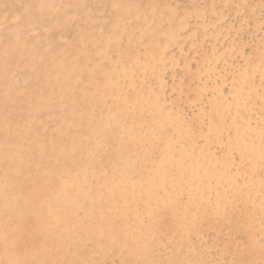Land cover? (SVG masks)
Listing matches in <instances>:
<instances>
[{
  "label": "rangeland",
  "instance_id": "374dc122",
  "mask_svg": "<svg viewBox=\"0 0 264 264\" xmlns=\"http://www.w3.org/2000/svg\"><path fill=\"white\" fill-rule=\"evenodd\" d=\"M25 1L27 3H25ZM31 1L33 3L35 2V0ZM31 1L14 0V3L13 0H0V4L2 3L0 6V21L2 20L0 22V46L2 45L0 47V112L4 113V115L0 113V150L3 149L10 153L12 152L10 159L13 160L12 162L9 159V155L5 158H1L0 156V183H4L6 177L9 176L21 180V184L12 187L13 189L11 188L8 195L3 192V190L5 191V187L0 184V200L2 199V201H0L1 223L3 222L2 225L7 227L12 221H14L15 228L8 237L10 242L7 240V242L4 243L0 237V243L4 245L1 244L0 246V264L11 263L8 262V256L12 253L8 252L10 249H13L16 264H26V262H23L24 260H22L25 259L23 256H28L26 258L28 264H264V130H262L259 135L251 137L252 144L245 147V142H250V138L246 136L248 129H246L245 125H249V129L258 128L261 125V121L259 120L260 115L262 114L264 116V0H214V2L213 0H194L195 2H191V0H173V2L171 0H125L127 7H130L129 9H132L133 6H139L138 9L141 11L139 13L140 18L135 16V12L131 16H129L131 12L126 16L124 13H121L120 15H123L126 19L118 24L115 30L114 28H111L112 24L115 23V17L113 15L108 16L110 10V6L106 3L108 0H94V3L92 2L93 4L90 3L91 0H82L85 4L83 2V4H80V0H55V2L54 0H38L37 4L39 7L41 6L40 8L47 9L48 6V9H51L48 10L50 14L47 16L43 15L45 13H39V7L36 6V3H34V5ZM171 3L176 7L177 11L175 15L177 16L168 12ZM261 5L262 7H260ZM152 6L156 7V12L154 13L149 11ZM209 6L212 9L214 8L213 11ZM57 8H59L61 12H57L59 10ZM54 10L56 12H54ZM63 13L67 17L69 14V19L65 25L66 28L61 24L64 20ZM30 14L34 17L33 21H29ZM17 15L18 17H16ZM38 15L39 17L37 18ZM154 15L159 19L151 17ZM49 16L50 21L48 19ZM86 16L88 17L86 18ZM19 17L20 20H17ZM169 18H171L172 22H170L171 20ZM243 18H245V20ZM58 19H60L59 22ZM166 19H169L170 21ZM2 22L5 23L3 24ZM31 22H33V24H31ZM44 23H46V25ZM110 24L111 26H109ZM7 27L12 28V30ZM46 28L49 31L46 30ZM19 29H22V33L19 32ZM79 32H85L82 36L83 41H85L82 43L83 46L79 43ZM170 33H174V37H172V34ZM115 34L118 39L116 43H113L111 39L114 40ZM2 35L5 37L6 41ZM16 36L18 37V41H16ZM64 40H66L67 43L70 42L71 48L75 47L74 51L77 52L79 50V53L76 54L74 51V53L69 52L71 50L69 47L70 50L66 55L67 57L65 58L64 56V58H59L60 48L63 45ZM17 42H19V44ZM13 43L15 45H13ZM29 43L31 46L34 45V48H32ZM107 43H109V45ZM104 44L108 45V47H105L106 45L104 46ZM79 45H81V48ZM45 47H47V50L50 48L49 52ZM15 50L17 52L19 51V53L14 52ZM29 51H40L39 53L45 52L47 54L46 57L44 56L45 58L42 62H37L35 58H31L28 55ZM239 51H242L240 52V54L243 55L242 58L241 55L238 54ZM20 53L21 56L19 55ZM152 53L156 55V60L150 59L148 64V67H150L149 70L146 69L144 65L147 64L146 55ZM22 54H25L24 57ZM52 56L55 57L52 58ZM244 57H248V61H246L247 59ZM8 58L10 61L7 60ZM249 59H251V61ZM243 60L245 62H243ZM5 62L7 64H5ZM251 64L253 66H251ZM260 64L262 65V68L260 67ZM246 67L249 68L247 69ZM39 68L42 69L39 70ZM82 68L83 70H86L87 74L84 73L82 78H77L75 74H78L80 71L79 69ZM99 68L103 69L104 72L107 71V73L112 72V74L110 73L111 77L119 78L121 73L123 75L121 76V79H119L117 85L118 91L116 89L115 92L113 91L112 93L109 92L111 89H108L107 92L106 88L109 87L104 88V90L106 89V93L104 97H102V101L99 103L100 108L97 107L96 102H94L98 101V99L95 98L92 86L89 82L91 78L95 79V77L98 76L97 73H100ZM48 72H51L52 74ZM123 72H125V75ZM260 72H263V77ZM130 73L132 77H130ZM127 75L130 77L129 80ZM54 76L58 78V82L57 78L52 80ZM58 76L60 77V80ZM142 77L144 79L141 81ZM241 77L243 78L241 79ZM50 78L51 80L49 81ZM259 78H261V80ZM160 80H162L164 84L161 85ZM243 80H245V83ZM74 87L78 89L76 90ZM81 87L85 91V94L78 92ZM52 90L54 94L52 93ZM76 92H78V95H76L77 100L75 98L76 103L72 105V108H67V106H71L70 97L72 98ZM51 94L54 96H50ZM255 94H258V97ZM249 95L251 96L249 97ZM118 97L121 99L119 100ZM211 97H214V99ZM123 99L125 101L127 100L124 107H122L123 102L121 101ZM215 100L217 101L215 102ZM249 103L250 105H248ZM141 104L145 107L144 113H140L141 111L139 112L138 110ZM63 106L67 108V111L70 109V112L67 113V111H65L64 113ZM262 106L263 110H261ZM32 107H37L39 111L38 116L34 118L31 112H28L31 111L30 108ZM164 107L166 109L164 112L170 113L168 115H175L176 117L177 115L178 117L181 115L193 128L194 135L199 133L200 128H202L204 124L209 123L213 128L210 133L212 134V140L209 143L210 147L208 146V151H204V154L202 155L200 148L202 147L203 140L197 135L194 136L193 142L190 143L192 138H187V141H182V138L174 137L172 129H169V127H164L162 129H159L156 125L154 127H148L147 122L150 121L153 115L159 118L160 115L165 114L162 112ZM169 107H171L172 110ZM1 108L3 111H1ZM158 108L162 109L160 110V113H162L160 115L156 114L159 113ZM247 109L249 110L247 111ZM168 117L170 119L169 126L173 128L176 126L174 122L176 124L178 122V117L176 119H171L170 116ZM211 118L213 120H211ZM222 119L226 121V123L222 122ZM88 120L93 122L90 126L86 127V124H89ZM210 122L212 124H210ZM220 123H222V125ZM54 124L58 127H55ZM29 126L31 128H29ZM61 129L62 132H59ZM22 130H25L24 133ZM63 130L65 132H63ZM52 134L53 136H51ZM228 137L233 140V142ZM219 138H221V141L224 143H221ZM105 139L108 140L107 143H104ZM159 140H161L162 143H159ZM216 143L217 146L215 148ZM166 144L173 147L174 155L176 157L181 150H184L188 155L186 156V161L183 163L180 159L174 160L177 161V165L179 166L178 174L180 176L178 174L171 175V179L168 177H170L172 172H169L166 169L168 168V165L164 164L167 159L165 158L166 156L164 157L166 154L163 153L165 151L164 148L167 146ZM125 146L128 148H123ZM184 146L185 149L182 148ZM121 148L125 151L123 149L120 151ZM145 149H147L148 152L145 153ZM15 150L18 151V156H16ZM127 150L129 151L127 152ZM237 150H239V152ZM99 151L102 152V156L105 155L104 158L102 157V159H104L102 161V166H105H101L102 169H99L100 165L95 162L96 159L94 160L93 157L98 155ZM122 151L124 154H122ZM135 152L137 153V156L135 155ZM127 153L130 155L128 156ZM107 154H109L108 157ZM133 155L134 157H132ZM146 156L151 157L152 160L151 158H146ZM62 157L64 158L63 160ZM140 158L141 162H144V165L148 160L145 166L140 162ZM202 158L204 159L202 162H205L204 167L200 164ZM92 159L94 161H92ZM207 159L208 162L206 161ZM194 161L195 163L199 161L196 164V168L193 167ZM226 162L229 164L227 165ZM155 163H162L164 167L162 168L164 169L162 171V176H157L160 181H158L157 178L153 180V177L149 178L148 175L150 174L151 176H154L152 167ZM26 164L28 166H26ZM94 166H96L95 169ZM136 166L142 167V172L139 170L140 168H137ZM207 166L208 168L205 169ZM2 167H4V169ZM144 167L146 168L144 169ZM252 167H257V169ZM202 168L204 169L201 173ZM195 169L199 170L196 174L199 175L201 173L199 175L201 178L193 175ZM207 169L209 171H207ZM15 170L16 174H14ZM73 171H75V173ZM77 173L78 175H76ZM110 174L113 175L111 176ZM257 175H259V177H257ZM116 176H123L124 180H122V182L119 180L121 186L131 183L130 179L136 176L143 177L144 182H142L145 184L143 185V188L139 190L137 189V186H135L136 195H141L145 187L147 195L151 194L150 192L152 191L155 196L154 200L151 202V207L155 204L153 207V214H166L165 216L168 218H165V222L167 224H165L164 220L163 222L159 218L157 220L156 217L155 220L152 219L150 221H148L149 218L139 217L141 213L140 204L146 198V195L143 194L144 197L143 195L139 198L135 196L134 201L129 207H124L122 203V205L119 203V210H113V216H115V218L112 232L118 243H110L106 240L107 238L105 236L96 237L97 240H86L81 238L85 233L83 229L87 222V211L93 217H97L99 214H101L102 217H105L104 215L110 213L109 206L116 199L107 195L105 190L107 184L111 185L115 182L114 180H116ZM177 176L181 181H179V185L175 186L174 182L177 180ZM104 177H106V179ZM121 177L119 179H122ZM256 177L257 179H255ZM163 179H165V181ZM39 180L40 183H36V181ZM152 180L155 183L154 185L152 184ZM242 180H245L246 183L243 184ZM77 182L81 187H79ZM104 182L105 184H103ZM120 182H118L119 185ZM118 183H116L117 192L121 191L120 188L123 189L121 186L119 188L117 187L119 186L117 185ZM156 184H158L157 187ZM35 186L43 193L42 198L49 200L48 203L51 202L60 205V201H64L67 198L68 190L71 191L72 195H75L78 201L82 204L79 207L80 209H78V206L74 207L73 205H66L68 212V215H66V223L70 226V223L75 224V227L73 228L74 230L67 231V233H57L53 230V227L60 221V217L53 210L48 217H46L44 213H46L47 210L46 208L44 209L41 203H37L38 199L26 202V196L24 197V195ZM96 187L101 188V190H97ZM148 188L149 190H147ZM176 189L178 190L176 191ZM242 189L246 190L242 192ZM82 190L84 192L80 193ZM136 190H138V192H136ZM170 192L172 193L170 194ZM244 192H246V194ZM96 195L99 196L98 200H96ZM232 195L235 197L232 198ZM8 196L12 198L13 208L11 209L5 208L7 206L2 204L3 201H7L6 197ZM178 196L180 197L178 198ZM160 199L162 203L160 202ZM166 202H170V207H172L171 211L168 208L162 209L163 203L165 205ZM166 206L168 207L167 204ZM41 209L45 210L44 213L40 212ZM225 211H228L229 213H226ZM16 213L21 214L20 220L13 217ZM70 213L73 215L71 214V216ZM197 215L201 216V225L197 231H193L188 236L189 238H187L184 236V233H182L181 225H177L178 220L175 219L174 216H180V218H182V225L184 226L189 217H195ZM53 216L56 218H52ZM210 216L214 217L211 219ZM57 218L59 220H57ZM69 218L73 221L71 220L69 222ZM209 220L212 221L209 222ZM150 223L157 224V226L162 223L165 224L163 231H165L167 235L166 237L163 236L161 242L156 244V246L151 243L141 246L140 243L143 239L141 237L145 235L146 228L149 227ZM122 226H124L129 236H134L133 238L135 239V242L133 245L134 248L139 249L138 253H141V257H134L131 253L133 252V248L126 245L129 238L125 237L120 231ZM205 226H207V228H205ZM168 227H172V229L169 230ZM55 235H57V237ZM54 238H59L57 239V244L60 249L56 244V247H54L55 249L53 248L51 250L50 242L53 241ZM233 238L235 239L234 241ZM79 239H81V241H79ZM162 239L164 241H162ZM99 242L104 248V254H102L98 247ZM249 242H251V244H249ZM224 244L227 245V248ZM249 245L251 248H249ZM233 246L234 248H232ZM100 255L104 257H101Z\"/></svg>",
  "mask_w": 264,
  "mask_h": 264
},
{
  "label": "bare ground",
  "instance_id": "6f19581e",
  "mask_svg": "<svg viewBox=\"0 0 264 264\" xmlns=\"http://www.w3.org/2000/svg\"><path fill=\"white\" fill-rule=\"evenodd\" d=\"M15 1H17V0H15ZM22 1V0H21ZM28 1V0H27ZM31 1V0H30ZM172 2H173V0H171ZM192 1H194V0H191V2ZM220 1V0H219ZM7 2V1H6ZM13 2H14V0H13ZM32 2V1H31ZM30 2V3H31ZM37 2H38V0L36 1L35 0V2L34 3H36L37 4ZM43 2V1H42ZM54 2H55V0H54ZM54 2H53V4H54ZM80 2V4H85V2H83L82 0H80L79 1ZM83 2V3H82ZM94 3V0H91V2L90 3ZM106 2V1H105ZM165 2V1H164ZM195 2V1H194ZM213 2H214V0H213ZM217 2V1H216ZM239 2V1H238ZM15 3V2H14ZM25 3H27L26 1H25ZM29 3V2H28ZM33 3V2H32ZM33 3V4H34ZM59 3V2H58ZM92 3V4H93ZM109 6H110V10H109V14H108V16L109 15H113L114 17H115V23H113L112 24V27L111 28H114V30H115V28H117V25L118 24H120L121 22H123L126 18L125 17H123V15H120L121 13H124V15L126 16V15H128L130 12H131V14L129 15V16H131L134 12V14H135V16H137V17H139L140 18V10L138 9L139 8V6L137 7V6H133L132 7V9H129L130 7H127V5H126V2H125V0H108L107 2H106ZM210 3V2H209ZM257 3V2H256ZM2 4V3H1ZM1 4H0V6H1ZM52 4V5H53ZM87 4V3H86ZM137 4V3H136ZM190 4V3H189ZM216 4V3H215ZM25 5V4H24ZM35 5V4H34ZM51 5V4H50ZM91 5V4H90ZM234 5V4H233ZM244 5V4H243ZM36 6H38V4L36 5ZM163 6V5H162ZM207 6V5H206ZM215 6V5H214ZM235 6V5H234ZM264 6V5H263ZM39 7V6H38ZM41 7V6H40ZM38 8V10H39V13L40 12H42V14L43 13H45V14H43V15H45V16H47L48 14H50L49 13V9H48V6H47V9H44V8ZM51 7V6H50ZM53 7V6H52ZM201 7V6H200ZM210 7V6H209ZM259 7V6H258ZM260 7H262V5L260 6ZM259 7V8H260ZM35 8H37V7H35ZM211 8V7H210ZM246 8V7H245ZM34 9V8H33ZM52 9H54V8H52ZM57 9H59V8H57ZM90 9V8H89ZM155 9H156V7L155 6H152L150 9H149V11H151V12H156L155 11ZM212 9V8H211ZM214 9V8H213ZM213 9H212V11H213ZM51 10V9H50ZM60 10V9H59ZM57 11V12H61V10L60 11ZM67 10H69V9H67ZM122 10V11H121ZM165 10V9H164ZM167 10V9H166ZM186 10V9H185ZM7 11V10H6ZM21 11H22V9H21ZM35 11V10H34ZM37 11V10H36ZM176 7L174 6V5H172V3L170 4V6H169V11L168 12H171V14L172 15H175L176 14ZM54 12H56L55 10H54ZM64 12V11H63ZM187 12V11H186ZM255 12V11H254ZM16 13V12H15ZM25 13H26V11H25ZM86 13V12H85ZM91 13V12H90ZM152 13V14H153ZM2 14V13H1ZM64 14V13H63ZM67 14V13H66ZM226 14V13H225ZM31 15V14H30ZM30 15H28V16H30ZM53 15V14H52ZM56 15V14H55ZM184 15V14H183ZM213 15V14H212ZM3 16V15H2ZM1 16V17H2ZM6 16H8V15H6ZM63 16V15H62ZM71 16V15H70ZM128 16V17H129ZM170 16V15H169ZM175 16H177V15H175ZM174 16V17H175ZM187 16V15H186ZM205 16V15H204ZM234 16V15H233ZM16 17H18V15L16 16ZM39 17V15L37 16V18ZM52 17V16H51ZM88 16H86V18H87ZM151 17H155V15L154 16H151ZM182 17V16H181ZM199 17V16H198ZM237 17V16H236ZM44 18V17H43ZM57 18V17H56ZM56 18H55V20H56ZM59 18V17H58ZM74 18V17H73ZM118 18V19H117ZM155 18H158V17H155ZM168 18V17H167ZM172 18H173V16H172ZM184 18H185V16H184ZM196 18V17H195ZM250 18V17H249ZM263 18V17H262ZM33 19H34V17L31 15L30 16V20L29 21H33ZM49 21H50V16H49ZM47 19V20H48ZM68 19H69V14H68V17L67 16H65V14H64V20H63V22L61 23L65 28H66V23H67V21H68ZM138 19V18H137ZM159 19V18H158ZM170 20H171V18H169ZM169 19H166V20H169ZM179 19V18H178ZM198 19V18H197ZM222 19V18H221ZM244 20H245V18H243ZM247 19V18H246ZM10 20V19H9ZM17 20H20V17H19V19H17ZM27 20V19H26ZM43 20V19H42ZM59 20L60 19H58V22H59ZM132 20V19H131ZM169 20V21H170ZM240 20V19H239ZM248 20V19H247ZM2 21V20H1ZM0 21V22H1ZM28 21V22H29ZM34 21H37V20H34ZM40 21H41V19H40ZM44 21V20H43ZM139 21V20H138ZM143 21H144V19H143ZM193 21V20H192ZM201 21V20H200ZM233 21V20H232ZM262 21V20H261ZM10 22H11V20H10ZM28 22H26V23H28ZM48 22V21H47ZM73 22V21H72ZM150 22V21H149ZM167 22V21H166ZM170 22H172V20L170 21ZM179 22V21H178ZM222 22V21H221ZM237 22V21H236ZM239 22V21H238ZM259 22V21H258ZM3 23V22H2ZM2 23H1V25H2ZM5 23V22H4ZM3 23V24H4ZM30 23V22H29ZM35 23H37V22H35ZM43 23V22H42ZM55 23V22H54ZM56 23H57V20H56ZM168 23V22H167ZM190 23V22H189ZM217 23V22H216ZM7 24V23H6ZM31 24H33V22H31ZM45 25H46V23H44ZM52 24H53V22H52ZM146 24V23H145ZM144 24V25H145ZM149 24V23H148ZM219 24V23H218ZM253 24V23H252ZM18 25V24H17ZM25 25V24H24ZM49 25V24H48ZM179 25H181V24H179ZM178 25V26H179ZM184 25V24H183ZM194 25V24H193ZM247 25V24H246ZM9 26V25H8ZM28 26V25H27ZM33 26V25H32ZM109 26H111V24L109 25ZM182 26V25H181ZM180 26V27H181ZM185 26V25H184ZM242 26V25H241ZM240 26V27H241ZM253 26V25H252ZM14 27V26H13ZM20 27H22V26H20ZM19 27V28H20ZM30 27V26H29ZM38 27V26H37ZM51 27V26H50ZM60 27V26H59ZM155 27V26H154ZM180 27H179V29H180ZM183 27V26H182ZM245 27V26H244ZM255 27V26H254ZM7 28H9V27H7ZM28 28V27H27ZM32 28V27H31ZM52 28H54V27H52ZM62 28V27H61ZM68 28V27H67ZM202 28V27H201ZM231 28V27H230ZM9 29H11L12 30V28H9ZM8 29V30H9ZM15 29V28H14ZM64 29V28H63ZM147 29V28H146ZM179 29H178V31H179ZM239 29V28H238ZM247 29V28H246ZM11 30H10V32H11ZM16 30V29H15ZM22 30V29H21ZM21 30L19 29V32H21ZM26 30V29H25ZM34 30V29H33ZM46 30H48L47 28H46ZM65 30V29H64ZM86 30V29H85ZM113 30V29H112ZM155 30V29H154ZM194 30V29H193ZM17 31V30H16ZM49 31V30H48ZM63 31V30H62ZM118 31V30H117ZM147 31V30H146ZM181 31H182V28H181ZM207 31V30H206ZM229 31V30H228ZM232 31V30H231ZM246 31H248V30H246ZM245 31V32H246ZM250 31V30H249ZM8 33H10L9 31H7ZM24 32V31H23ZM32 32H34V31H32ZM64 32V31H63ZM81 32V31H80ZM79 32V38H80V41H79V43L80 44H82L83 42H85V41H83V35L85 34V32H82V33H80ZM234 32V31H233ZM22 33V32H21ZM56 33V32H55ZM117 33V32H116ZM214 33V32H213ZM7 34V33H6ZM12 34V33H11ZM15 34V33H14ZM19 34V33H18ZM25 34V33H24ZM27 34V33H26ZM35 34V33H34ZM33 34V35H34ZM58 34V33H57ZM66 34V33H65ZM165 34V33H164ZM170 34H172V37H174L173 36V34L174 33H170ZM1 35V34H0ZM60 35V34H59ZM219 35V34H218ZM27 36H28V34H27ZM65 36V35H64ZM113 36V35H112ZM141 36V35H140ZM169 36V35H168ZM254 36V35H253ZM2 37H3V35H2ZM12 37V36H11ZM133 37V36H132ZM205 37V36H204ZM219 37V36H218ZM223 37V36H222ZM245 37V36H244ZM1 38V37H0ZM4 38V40H5V37H3ZM16 38H17V40L16 41H18V37L16 36ZM28 38V37H27ZM62 38V37H61ZM68 38V37H67ZM67 38H66V40H67ZM152 38V37H151ZM169 38H171V37H169ZM213 38V37H212ZM12 39V38H11ZM117 35L115 34L114 35V40L113 39H111L112 40V42L113 43H116V41H117ZM150 39V38H149ZM214 39V38H213ZM225 39V38H224ZM3 40V39H2ZM24 40H25V38H24ZM60 40V39H59ZM66 40H64L63 41V45L61 46V48H60V54H59V58H64V56H65V58L67 57L66 55L68 54V51L70 50L69 49V47L71 48V46H70V42H68L67 43V41ZM90 40V39H89ZM94 40V39H93ZM192 40V39H191ZM208 40V39H207ZM210 40V39H209ZM251 40V39H250ZM6 41V40H5ZM11 41V40H10ZM26 41V40H25ZM24 41V42H25ZM29 41V40H28ZM27 41V42H28ZM98 41V40H97ZM149 41V40H148ZM171 41V40H170ZM243 41V40H242ZM43 42V41H42ZM62 42V41H61ZM93 42V41H92ZM167 42V41H166ZM185 42V41H184ZM187 42V41H186ZM208 42V41H207ZM217 42V41H216ZM6 43V42H5ZM10 43H12V42H10ZM18 44H19V42H17ZM77 43V42H76ZM132 43V42H131ZM32 44H35V43H32ZM49 44V43H48ZM94 44V43H93ZM98 44V43H97ZM108 45H109V43H107ZM176 44H177V42H176ZM209 44V43H208ZM219 44V43H218ZM5 45V44H4ZM13 45H15L14 43H13ZM25 45V44H24ZM26 45H28V44H26ZM29 45H30V43H29ZM101 45V44H100ZM106 44H104V46H105ZM108 45H106L105 47H108ZM120 45V44H119ZM240 45V44H239ZM2 46V45H1ZM0 46V47H1ZM11 46V45H10ZM31 46V45H30ZM34 45H32L31 47L32 48H34L33 47ZM45 46V45H44ZM80 46V48H81V45H79ZM82 46H83V44H82ZM133 46V45H132ZM155 46V45H154ZM193 46V45H192ZM216 46V45H215ZM234 46V45H233ZM236 46H237V44H236ZM8 47H9V45H8ZM17 47V46H16ZM24 47V46H23ZM241 47V46H240ZM243 47V46H242ZM10 48V47H9ZM14 48V47H13ZM18 48V47H17ZM46 48V50H47V47H45ZM205 48V47H204ZM237 48H239V47H237ZM251 48V47H250ZM23 49V48H22ZM29 49V48H28ZM50 49V48H49ZM49 49L47 50L48 52H49ZM74 49H75V47H72L71 48V50L69 51V52H73L74 51ZM104 49V48H103ZM107 49V48H106ZM179 49V48H178ZM189 49V48H188ZM230 49V48H229ZM232 49V48H231ZM18 50H19V48H18ZM25 50V49H24ZM31 50H33V49H31ZM100 50V49H99ZM125 50V49H124ZM164 50V49H163ZM246 50V49H245ZM43 51V50H42ZM103 51V50H102ZM107 51V50H106ZM237 51H238V49H237ZM259 51V50H258ZM260 51H262V50H260ZM14 52H17L16 50L14 51ZM40 52V51H39ZM38 51H36V52H34V51H29L28 52V55L31 57V58H35L36 59V61L37 62H42L43 60H44V58L46 57V54L47 53H39ZM74 52H76V51H74ZM73 52V53H74ZM240 52H242V51H239L238 52V54H240ZM17 53H19V51L17 52ZM77 53H79V50L76 52V54ZM87 53V52H86ZM90 53V52H89ZM106 53V52H105ZM118 53H120V52H118ZM148 53V52H147ZM53 54V53H52ZM75 54V55H76ZM81 54V53H80ZM124 54V53H123ZM217 54V53H216ZM243 54V53H242ZM259 54V53H258ZM1 55V54H0ZM20 56H21V53L19 54ZM23 55V57H24V55L25 54H22ZM54 55V54H53ZM79 55V54H78ZM86 55V54H85ZM104 55V54H103ZM106 55V54H105ZM116 55H118V54H116ZM241 55V54H240ZM15 56V55H14ZM45 56V57H44ZM74 56V55H73ZM97 56V55H96ZM120 56V55H119ZM147 56V64L146 65H144L145 67H146V69H149L150 67H148V64H149V62H150V59L151 60H156L155 58H156V55H154L153 53L152 54H147L146 55ZM174 56V55H173ZM242 56L243 55H241V58H242ZM244 56H245V54H244ZM16 57V56H15ZM55 57V56H54ZM53 56H52V58H54ZM99 57V56H98ZM182 57V56H181ZM246 57V56H245ZM244 57V58H245ZM256 57V56H255ZM135 58H136V56H135ZM164 58V57H163ZM248 58V57H247ZM247 58H245V59H247ZM263 58V57H262ZM21 59H24V58H21ZM79 59H80V57H79ZM212 59V58H211ZM218 59V58H217ZM223 59V58H222ZM8 61H10L9 60V58L7 59ZM26 60V59H25ZM28 60V59H27ZM53 60V59H52ZM74 60V59H73ZM168 60H170V59H168ZM250 61H251V59H249ZM253 60V59H252ZM261 60V59H260ZM263 60V59H262ZM19 61V60H18ZM32 61H34V60H32ZM46 61V60H45ZM75 61H76V59H75ZM80 61V60H79ZM118 61V60H117ZM134 61H135V59H134ZM209 61V60H208ZM232 61V60H231ZM246 61H248V59L246 60ZM27 62V61H26ZM29 62V61H28ZM102 62V61H101ZM113 62V61H112ZM128 62V61H127ZM171 62V61H170ZM175 62V61H174ZM184 62V61H183ZM236 62V61H235ZM243 62H245L244 60H243ZM242 62V63H243ZM263 62V61H262ZM34 63V62H33ZM58 63H60V62H58ZM98 63V62H97ZM115 63V62H114ZM204 63V62H203ZM5 64H7L6 62H5ZM8 64H10V63H8ZM30 64V63H29ZM56 64V63H55ZM81 64V63H80ZM103 64V63H102ZM110 64V63H109ZM116 64V63H115ZM145 64V63H144ZM234 64V63H233ZM248 64V63H247ZM256 64H257V61H256ZM263 64V63H262ZM90 65V64H89ZM98 65H101V64H98ZM178 65V64H177ZM226 65V64H225ZM243 65V64H242ZM261 65V64H260ZM5 66V65H4ZM7 66V65H6ZM27 66V65H26ZM39 66V65H38ZM37 66V67H38ZM54 66V65H53ZM117 66V65H116ZM165 66V65H164ZM175 66V65H174ZM221 66V65H220ZM247 66V65H246ZM251 66H253L252 64H251ZM1 67H3V66H1ZM40 67V66H39ZM57 67V66H56ZM56 67H55V70H56ZM145 67H143V68H145ZM153 67V66H152ZM159 67V66H158ZM179 67V66H178ZM261 68H262V65L260 66ZM260 67H258V68H260ZM34 68V67H33ZM36 68V67H35ZM86 68H87V66H86ZM140 68V67H139ZM244 68H245V66H244ZM247 68V67H246ZM249 68V67H248ZM247 68V69H248ZM255 68V67H254ZM253 68V69H254ZM42 69V68H41ZM40 68H39V70H41ZM54 69V68H53ZM53 69H52V72H53ZM100 69V68H99ZM145 69V70H146ZM158 69V68H157ZM187 69V68H186ZM209 69V68H208ZM242 69V68H241ZM264 69V68H263ZM3 70V69H2ZM36 70V69H35ZM80 71L78 72V74H75L76 76H77V78H82L83 77V75H84V73L85 74H87L86 73V70H83V68L82 69H79ZM114 70V69H113ZM144 70V69H143ZM150 70V69H149ZM153 70V69H152ZM199 70V69H198ZM223 70V69H222ZM252 70V69H251ZM251 70H250V72H251ZM261 70V69H260ZM123 71V70H122ZM125 71V70H124ZM164 71V70H163ZM180 71H181V69H180ZM190 71V70H189ZM219 71V70H218ZM243 71V70H242ZM247 71V70H246ZM4 72V71H3ZM99 72L100 73H97V77H95V79L94 78H91L90 79V84H91V86H92V91H93V93H94V95H95V98L96 99H98V101H94V102H96V104H97V107H99V103L102 101V97H104V95H105V90L107 89V92H108V89H111V91L109 90V92H112L113 93V91L115 92V90L117 89V91H118V88H117V85H118V83H119V79H121V76H123L122 75V73H121V75H119V78H116V77H111V75H110V73L112 74V72H108L107 73V71L106 72H104V70L103 69H100L99 70ZM120 72V71H119ZM126 72V71H125ZM125 72H123L124 73V75H125ZM132 72V71H131ZM152 72V71H151ZM153 72H154V70H153ZM207 72H209V71H207ZM225 72H226V69H225ZM244 72V71H243ZM253 72V71H252ZM257 72H258V69H257ZM1 73H2V71H1ZM5 73V72H4ZM40 73V72H39ZM48 73H51V72H48ZM48 73H47V76H48ZM58 73V72H57ZM117 73V72H116ZM168 73V72H167ZM239 73H241V72H239ZM246 73H248V72H246ZM245 73V74H246ZM261 73V75L263 74V72H260ZM52 74V73H51ZM59 74V73H58ZM99 74H101V75H99ZM120 74V73H119ZM144 74H145V72H144ZM234 74V73H233ZM41 75V74H40ZM44 75V74H43ZM56 75V74H55ZM200 75V74H199ZM213 75V74H212ZM228 75V74H227ZM250 75H251V73H250ZM42 76V75H41ZM45 76V75H44ZM57 76V75H56ZM56 76H54L53 78H52V80H54V78H57ZM100 76H101V79H100ZM114 76V75H113ZM115 76H117V75H115ZM240 76V75H239ZM243 76H244V73H243ZM249 76V75H248ZM46 77V76H45ZM45 77H44V79H45ZM59 77V76H58ZM127 77H128V80L130 79V77H132L131 76V73H130V77H129V75H127ZM203 77V76H202ZM246 78H247V76H245ZM253 77H254V75H253ZM262 77H263V75H262ZM115 78H116V80H115ZM182 78V77H181ZM240 78V77H239ZM243 77H241V79H242ZM31 79V78H30ZM142 79H144L143 77L141 78V81H142ZM180 79V78H179ZM221 79V78H220ZM223 79V78H222ZM245 79V78H244ZM247 79H249V78H247ZM260 80H261V78H259ZM10 80V79H9ZM34 80V79H33ZM51 80V78L49 79V81ZM59 80H60V77H59ZM101 80H103V81H101ZM165 80V79H164ZM163 80V81H164ZM190 80V79H189ZM215 80V79H214ZM225 80V79H224ZM263 80V79H262ZM28 81V80H27ZM48 81V82H49ZM218 81V80H217ZM220 81V80H219ZM244 81V83H245V80H243ZM255 81V80H254ZM31 82V81H30ZM38 82H41V81H38ZM54 82H56V81H54ZM57 82H58V78H57ZM60 82V81H59ZM127 82V81H126ZM206 82V81H205ZM215 82H216V80H215ZM222 82H224V81H222ZM253 82V81H252ZM257 82V81H256ZM6 83V82H5ZM9 83H10V81H9ZM33 83V82H32ZM53 83V82H52ZM160 83H161V85L162 84H164L163 82H162V80H160ZM203 83H204V81H203ZM221 83V82H220ZM230 83V82H229ZM251 83V82H250ZM7 84V83H6ZM39 84V83H38ZM54 84V83H53ZM126 84V83H125ZM129 84V83H128ZM127 84V85H128ZM152 84H153V82H152ZM241 84H242V82H241ZM253 84V83H252ZM36 85V84H35ZM44 85H48V84H44ZM121 85H123V84H121ZM136 85V84H135ZM160 85V86H161ZM171 85V84H170ZM217 85V84H216ZM254 85H255V83H254ZM253 85V86H254ZM264 85V84H263ZM263 85H261V86H263ZM54 86V85H53ZM129 86V85H128ZM127 86V87H128ZM205 86V85H204ZM250 86H251V84H250ZM252 86V87H253ZM50 87V86H49ZM106 87H109V88H106ZM119 87H120V85H119ZM123 87V86H122ZM132 87V86H131ZM149 87V86H148ZM165 87V86H164ZM218 87V86H217ZM238 87V86H237ZM251 87V88H252ZM74 88H76V87H74ZM104 88H106L105 90H104ZM138 88V87H137ZM201 88V87H200ZM224 88V87H223ZM43 89V88H42ZM52 89V88H51ZM78 88H76V90H77ZM120 89V88H119ZM125 89H126V87H125ZM128 89V88H127ZM204 89V88H203ZM38 90V89H37ZM57 90V89H56ZM74 90V89H73ZM248 90V89H247ZM51 91V90H50ZM116 91V92H117ZM164 91V90H163ZM178 91V90H177ZM176 91V92H177ZM223 91V90H222ZM246 91V90H245ZM263 91V90H262ZM56 92H58V91H56ZM78 92H81V93H83V94H85L84 92V90L82 89V87L80 88V91L78 90ZM78 92H76V94L75 95H73L72 96V98L70 97V104H71V106H67V108L69 107V108H72V105L74 104V103H76L75 102V98H76V95H78L77 93ZM125 92V91H124ZM256 92V91H255ZM50 93V92H49ZM52 93H53V90H52ZM111 93V94H112ZM118 93V92H117ZM116 93V94H117ZM120 93V92H119ZM257 93V92H256ZM54 94V93H53ZM53 94H51L50 96H52ZM110 94V93H109ZM211 94V93H210ZM252 94V93H251ZM118 95H120V94H118ZM135 95H136V93H135ZM244 95V94H243ZM255 95H257V97H258V94H255ZM54 96V95H53ZM132 96H133V94H132ZM141 96V95H140ZM187 96V95H186ZM226 96V95H225ZM246 96V95H245ZM251 95H249V97H250ZM262 96V95H261ZM121 97V96H120ZM130 97V96H129ZM39 98H40V95H39ZM82 98H84V97H82ZM113 98V97H112ZM117 98V97H116ZM125 98V97H124ZM149 98V97H148ZM165 98V97H164ZM211 98H213L214 99V97H211ZM243 98V97H242ZM52 99V98H51ZM67 99V98H66ZM85 99V98H84ZM115 99V98H114ZM118 99L120 100L121 98H119L118 97ZM157 99V98H156ZM213 99H212V101H213ZM35 100V99H34ZM76 100H77V98H76ZM219 100V99H218ZM256 100V99H255ZM123 103H122V107H124V105L127 103L124 99L123 100H121ZM129 101V100H128ZM139 101V100H138ZM217 100H215V102H216ZM252 101V100H251ZM258 101V100H257ZM260 101H261V99H260ZM135 102V101H134ZM137 102V101H136ZM137 103H139V102H137ZM234 103H236V102H234ZM254 103V102H253ZM252 103V104H253ZM105 104V103H104ZM119 104V103H118ZM117 104V105H118ZM225 104V103H224ZM81 105V104H80ZM156 105V104H155ZM161 105V104H160ZM180 105V104H179ZM221 105V104H220ZM248 105H250V103L248 104ZM255 105V104H254ZM263 105V104H262ZM1 106V105H0ZM48 106H51V105H48ZM112 106H113V104H112ZM218 106V105H217ZM216 106V107H217ZM259 106H260V104H259ZM43 107V106H42ZM45 107V106H44ZM57 107H59V106H57ZM64 107V106H63ZM121 107V106H120ZM214 107V106H213ZM219 107V106H218ZM246 107V106H245ZM62 108V107H61ZM66 107H64V109H63V111H64V113H65V111H67L66 109H67ZM100 108V107H99ZM112 108V107H111ZM136 108V107H135ZM170 109H171V107H169ZM215 108V107H214ZM262 109L261 110H263V106L261 107ZM18 109V108H17ZM40 109H41V107H40ZM50 109V108H49ZM57 109V108H56ZM118 109V108H117ZM127 109V108H126ZM155 109V108H154ZM159 110V113H156L157 115H160V114H162V113H160L161 111L160 110H162L163 109V107H162V109H160V108H158ZM209 109V108H208ZM207 109V110H208ZM258 109V108H257ZM30 110L31 111H28V112H31V114H32V116H33V118L34 117H36V116H38V108L37 107H32V108H30ZM70 110V109H69ZM67 111V113H69L70 111ZM139 112L140 113H144L145 112V107L143 106V104H141L140 105V107H139ZM152 110V109H151ZM166 109H165V107H164V110L162 111V112H164ZM172 110V109H171ZM171 110H170V112H171ZM212 110H213V108H212ZM221 110V109H220ZM228 110V109H227ZM235 110V109H234ZM249 109H247V111H248ZM254 110H256V109H254ZM1 111H3L2 110V108H1ZM155 111V110H154ZM167 111H168V109H167ZM174 111V110H173ZM236 111V110H235ZM257 111V110H256ZM260 111V110H259ZM94 112V111H93ZM189 112V111H188ZM210 112V111H209ZM215 112H217V111H215ZM220 112V111H219ZM225 112V111H224ZM254 112V111H253ZM1 113V112H0ZM49 113V112H48ZM108 113V112H107ZM153 113V112H152ZM165 113V112H164ZM179 113V112H178ZM207 113H208V111H207ZM1 114H3L4 115V113H1ZM30 114V113H29ZM130 114V113H129ZM151 114V113H150ZM168 114H170V113H165V114H163V115H160L159 116V118L158 117H155L154 115H153V117L150 119V121L149 122H147L148 123V127H154L155 125L159 128V129H162V128H168L169 127V129H172V132H173V134H174V137H177V138H182V141H185L187 138H192V140H191V142L190 143H192L193 142V140H194V136H199L200 138H202V140H203V143H202V147L200 148V152L202 153V155L204 154V151H208V146H209V143L211 142V140H212V134H210L211 133V131H212V128L213 127H211V125H209V123H206V124H204V126H202V128H200V131H199V133L198 134H196V135H194L193 133H194V130H193V128L191 127V125L187 122V121H185L184 119H183V117L181 116V115H179L180 117H178V115H177V117L174 115V116H172V115H168ZM177 114V113H176ZM179 114H181V113H179ZM213 114V113H212ZM225 114V113H224ZM223 114V115H224ZM229 114V113H228ZM248 114V113H247ZM264 114V113H263ZM2 115V116H3ZM20 115V114H19ZM56 115H57V113H56ZM100 115V114H99ZM147 115V114H146ZM187 115V114H186ZM198 115H200V114H198ZM211 115V114H210ZM217 115H218V113H217ZM222 115V116H223ZM257 115V114H256ZM1 116V115H0ZM27 116H29V115H27ZM121 116V115H120ZM129 116V115H128ZM134 116V115H133ZM168 116H172L171 117V119L172 118H177V124L174 122V124L176 125V126H174L173 128H171L170 126H169V124H170V119H169V117ZM188 116V115H187ZM220 116V115H219ZM219 116H218V119H219ZM242 116V115H241ZM30 117V116H29ZM45 117H46V115H45ZM65 117V116H64ZM124 117V116H123ZM136 117V116H135ZM252 117V116H251ZM250 117V118H251ZM39 118V117H38ZM120 118V117H119ZM147 118V117H146ZM157 118V119H156ZM210 118V117H209ZM253 118V117H252ZM30 119H32V118H30ZM57 119H59V118H57ZM76 119V118H75ZM88 119V118H87ZM124 119V118H123ZM241 119V118H240ZM37 120V119H36ZM61 120V119H60ZM134 120V119H133ZM211 120H213L212 118H211ZM210 120V121H211ZM223 120V119H222ZM225 120H228V119H225ZM249 120V119H248ZM259 120L261 121V125H260V127H258V128H255V129H249L248 127H249V125H245V127H246V129H248V131H247V133H246V136H248V138H250V142H245V147H248L250 144H252V141H251V137H253V136H257V135H259L261 132H262V130H264V116L261 114L260 115V118H259ZM18 121V120H17ZM66 121V120H65ZM114 121H115V119H114ZM126 121V120H125ZM140 121H142V120H140ZM207 121H209V120H207ZM232 121V120H231ZM234 121V120H233ZM236 121V120H235ZM256 121V120H255ZM71 122H72V120H71ZM74 122V121H73ZM88 122H89V124H86V127L87 126H90L91 124H92V122L91 121H89L88 120ZM116 122V121H115ZM213 122V121H212ZM222 122H224V123H226V121H222ZM242 122V121H241ZM6 123H7V121H6ZM9 123V122H8ZM61 123H63V122H61ZM69 123V122H68ZM191 123V122H190ZM223 123V124H224ZM229 123V122H228ZM251 123V122H250ZM14 124V123H13ZM30 124V123H29ZM57 124V123H56ZM73 124V123H72ZM80 124V123H79ZM126 124H128V123H126ZM210 124H212L211 122H210ZM221 125H222V123H220ZM233 124H235V123H233ZM232 124V125H233ZM236 124H237V122H236ZM6 125H8V124H6ZM55 125V124H54ZM57 125H59V124H57ZM57 125H55V127H58ZM74 125V124H73ZM24 126V125H23ZM45 126H46V124H45ZM62 126V125H61ZM75 126V125H74ZM73 126V127H74ZM83 126V125H82ZM214 126H215V124H214ZM22 127V126H21ZM25 127V126H24ZM55 127H53V128H55ZM63 127H64V125H63ZM72 127V126H71ZM117 127V126H116ZM116 127H115V129H116ZM223 127V126H222ZM225 127V126H224ZM236 127V126H235ZM242 127V126H241ZM241 127H239V128H241ZM19 128V127H18ZM29 128H31L30 126H29ZM62 128V127H61ZM68 128V127H67ZM129 128V127H128ZM233 128V127H232ZM231 128V129H232ZM237 128V127H236ZM236 128H234V129H236ZM20 129V128H19ZM27 129V128H26ZM106 129V128H105ZM133 129V128H132ZM215 129V128H214ZM13 130V129H12ZM30 130V129H29ZM70 130V129H69ZM107 130V129H106ZM105 130V131H106ZM134 130V129H133ZM154 130V129H153ZM220 130V129H219ZM218 130V131H219ZM233 130V129H232ZM19 131V130H18ZM25 131V130H24ZM24 131L22 130V132L24 133ZM59 131V130H58ZM151 131V130H150ZM221 131V130H220ZM219 131V132H220ZM224 131V130H223ZM21 132V131H20ZM59 132H62V129H61V131H59ZM63 132H65L64 130H63ZM107 132V131H106ZM111 132V131H110ZM152 132V131H151ZM233 132H236V131H233ZM18 133V132H17ZM27 133H28V131H27ZM108 133V132H107ZM106 133V134H107ZM163 133V132H162ZM222 133V132H221ZM220 133V134H221ZM165 134V133H164ZM168 134V133H167ZM232 134V133H231ZM27 135V134H26ZM108 135V134H107ZM159 135V134H158ZM222 135V134H221ZM20 136V135H19ZM28 136V135H27ZM51 136H53V134L51 135ZM73 136V135H72ZM156 136V135H155ZM167 136V135H166ZM22 137V136H21ZM28 137H30V136H28ZM56 137H57V135H56ZM69 137V136H68ZM81 137H82V135H81ZM199 137H197V138H199ZM235 137V136H234ZM16 138V137H15ZM14 138V139H15ZM36 138V137H35ZM72 138V137H71ZM78 138V137H77ZM123 138V137H122ZM149 138V137H148ZM157 138V137H156ZM225 138H227V137H225ZM229 138V137H228ZM17 139V138H16ZM54 139V138H53ZM220 139V141H221V138H219ZM230 139V138H229ZM31 140V139H30ZM55 140H56V138H55ZM80 140V139H79ZM106 140V139H105ZM104 140V143H107L108 142V140H106L105 141ZM124 140V139H123ZM149 140V139H148ZM151 140V139H150ZM167 140V139H166ZM165 140V141H166ZM215 140V139H214ZM222 140H224V139H222ZM231 140V139H230ZM263 140V139H262ZM19 141V140H18ZM32 141V140H31ZM34 141V140H33ZM72 141V140H71ZM154 141H155V139H154ZM187 141V140H186ZM228 141V140H227ZM232 142H233V140H231ZM37 142V141H36ZM82 142V141H81ZM139 142V141H138ZM161 142V140H159V143ZM231 142V143H232ZM1 143V142H0ZM68 143H69V141H68ZM162 143V142H161ZM184 143V142H183ZM196 143V142H195ZM200 143V142H199ZM215 143V142H214ZM221 143H224V142H222L221 141ZM230 143V144H231ZM235 143V142H234ZM24 144V143H23ZM26 144H28V143H26ZM35 144V143H34ZM67 144V143H66ZM196 144H198V143H196ZM229 144V143H228ZM233 144V143H232ZM244 144V143H243ZM242 144V145H243ZM6 145V144H5ZM135 145V144H134ZM164 145V144H163ZM167 145V144H166ZM173 145V144H172ZM219 145V144H218ZM8 146V145H7ZM109 146H111V145H109ZM190 146V145H189ZM189 146H186V147H189ZM211 146H213V145H211ZM216 146H217V143H216V145H215V148H216ZM230 146V145H229ZM2 147V146H1ZM102 147H105V146H102ZM111 147H114V146H111ZM210 147V146H209ZM244 147V148H245ZM4 148V147H3ZM22 148H23V146H22ZM123 148H128V147H123ZM123 148H121L120 149V151L123 149ZM135 148V147H134ZM182 148H184L185 149V146L184 147H182ZM212 148V147H211ZM250 148H251V146H250ZM7 149V148H6ZM60 149V148H59ZM63 149V148H62ZM180 149V148H179ZM178 149V150H179ZM191 149V148H190ZM228 149V148H227ZM10 150H11V148H10ZM20 150H21V148H20ZM22 150H24V149H22ZM75 150V149H74ZM124 150V149H123ZM130 150V149H129ZM129 150H127V152L129 151ZM132 150V149H131ZM135 150V149H134ZM164 154H166V155H164V157L165 158H167L166 160H165V162H164V164H166V165H168V168H166V166H165V168L169 171V172H172L171 174H170V177H168V178H170L171 179V175H175V174H178L179 173V166L177 165V161H174V160H176V159H180L181 160V162L183 163V162H185L186 161V159H187V157L186 156H188L187 155V153H185V151L183 152L182 150L180 151V153L178 154V156L176 157L175 155H174V149H173V147L171 146V145H167L165 148H164ZM176 150V149H175ZM213 150V149H212ZM211 150V151H212ZM222 150V149H221ZM229 150V149H228ZM236 150V149H235ZM66 151V150H65ZM70 151H71V148H70ZM107 151V150H106ZM116 151V150H115ZM119 151V150H118ZM119 151V152H120ZM125 151V150H124ZM188 151H190V150H188ZM188 151H186V152H188ZM215 151V150H214ZM238 152H239V150H237ZM0 152H1V154H0V156H1V158H5V157H7V155H9V159H10V156H11V154H12V152L10 153V152H8V151H6V150H3V149H1L0 150ZM24 152V151H23ZM69 152V151H68ZM146 152H148V150L147 149H145V153ZM166 152V153H165ZM176 152V151H175ZM238 152H237V154H238ZM21 153V152H20ZM74 153V152H73ZM133 153V152H132ZM217 153V152H216ZM15 154H16V156H18L19 155V153H18V151L17 150H15ZM22 154V153H21ZM20 154V155H21ZM105 154V153H104ZM122 154H124V152L122 151ZM137 153L135 152V155H136ZM140 154V153H139ZM65 155V154H64ZM108 155L109 154H107V157H108ZM127 155L129 156L130 154H128L127 153ZM144 155V154H143ZM189 155H191V154H189ZM213 155V154H212ZM211 155V156H212ZM244 155V154H243ZM22 156V155H21ZM24 156V155H23ZM44 156V155H43ZM61 156H62V154H61ZM66 156V155H65ZM64 156V157H65ZM68 156H69V153H68ZM105 156V155H104ZM104 156H102V152H98V155H96V156H93L94 157V160H95V162L97 163V164H99L100 165V167H99V169L101 168V166H102V164H103V160L104 159H102V157L104 158ZM112 156V155H111ZM114 156H116V155H114ZM127 156V157H128ZM137 156V155H136ZM195 156V155H194ZM225 156V155H224ZM20 157V156H19ZM27 157V156H26ZM56 157H58V156H56ZM71 157V156H70ZM119 157H120V155H119ZM127 157H126V159H127ZM132 157H134V155L132 156ZM140 157H141V155H140ZM176 157V158H175ZM190 157V156H189ZM214 157H215V155H214ZM232 157V156H231ZM231 157H230V159H231ZM73 158H74V156H73ZM146 158H151V157H147L146 156ZM197 158V157H196ZM212 158V157H211ZM210 158V159H211ZM226 158V157H225ZM234 158V157H233ZM242 158V157H241ZM64 158L62 157V160H63ZM114 159V158H113ZM129 159V158H128ZM154 159V158H153ZM159 159V158H158ZM164 159V158H163ZM189 159V158H188ZM214 159V158H213ZM227 159V158H226ZM244 159H245V157H244ZM243 159V161L245 162V160ZM12 162H13V160L12 159H10ZM74 160H76V159H74ZM79 160V159H78ZM77 160V161H78ZM93 159H92V161H94ZM147 160V159H146ZM150 160V159H149ZM151 160H152V158H151ZM204 159L202 158L201 159V162H200V164L201 165H203V167H204V165H205V162H202ZM212 160V159H211ZM218 160V159H217ZM242 160V159H241ZM24 161V160H23ZM61 161V160H60ZM113 161V160H112ZM148 161V160H147ZM147 161H146V163H147ZM163 161V160H162ZM196 161V160H195ZM195 161H194V163H193V167L194 168H196V164L199 162H196L195 163ZM207 162H208V159L206 160ZM210 161V160H209ZM215 161H216V159H215ZM227 161V160H226ZM248 161V160H247ZM17 162V161H16ZM16 162H14V163H16ZM67 162V161H66ZM109 162V161H108ZM107 162V163H108ZM119 162H120V159H119ZM138 162V161H137ZM140 162H141V158H140ZM139 162V163H140ZM156 162V161H155ZM158 162V161H157ZM160 162V161H159ZM210 162H212V161H210ZM219 162V161H218ZM223 162V161H222ZM228 162V161H227ZM226 162V163H227ZM14 163H12V164H14ZM20 163H22V162H20ZM25 163V162H24ZM37 163V162H36ZM41 163V162H40ZM60 163V162H59ZM67 163H69V162H67ZM71 163V162H70ZM76 163V162H75ZM82 163H84V162H82ZM111 163V162H110ZM115 163V162H114ZM138 163V164H139ZM142 163V162H141ZM146 163H145V165H146ZM149 163V162H148ZM153 163V162H152ZM176 163V164H175ZM251 163V162H250ZM17 164V163H16ZM16 164H15V166H16ZM55 164V163H54ZM112 164V163H111ZM143 165H144V162L142 163ZM209 164V163H208ZM229 163H227V165H228ZM239 164V163H238ZM83 165V164H82ZM110 165V164H109ZM120 165V164H119ZM144 165V166H145ZM215 165V164H214ZM213 165V166H214ZM230 165H231V163H230ZM26 166H28L27 164H26ZM61 166V165H60ZM68 166V165H67ZM98 166V165H97ZM141 166V165H140ZM140 166H138L140 169L139 170H141L142 169V167H140ZM245 166V165H244ZM50 167V166H49ZM95 167L96 166H94V169H95ZM102 167H105V166H102ZM115 167H116V165H115ZM133 167H134V165H133ZM132 167V168H133ZM137 167V166H136ZM137 167V168H138ZM152 167V166H151ZM230 167V166H229ZM228 167V168H229ZM239 167H240V165H239ZM3 169H4V167H2ZM19 168V167H18ZM76 168V167H75ZM119 168V167H118ZM131 168V169H132ZM135 168V167H134ZM146 167H144V169H145ZM162 168H164L163 167V164L162 163H160V164H158V163H155L154 165H153V167H152V170H153V173H154V176H151L150 174H148L149 175V178L150 177H153V180L154 179H156L157 178V176L159 175V176H162V174H163V170L164 169H162ZM206 168H208V166L207 167H205V169ZM243 168V167H242ZM252 168H255V169H257V167H252ZM16 169V168H15ZM20 169V168H19ZM22 169V168H21ZM65 169V168H64ZM90 169H92V168H90ZM102 169V168H101ZM165 169V170H166ZM203 169L204 168H202V170H201V173H202V171H203ZM244 169V168H243ZM18 170V169H17ZM44 170V169H43ZM42 170V171H43ZM77 170V169H76ZM109 170V169H108ZM138 170V171H139ZM143 170V169H142ZM142 170H141V172H142ZM147 170H148V168H147ZM50 171H51V169H50ZM83 171V170H82ZM120 171V170H119ZM198 169H195V172H193V175L194 176H196V177H199V175L201 174H199V175H197L196 173H198ZM207 171H209L208 169H207ZM212 171V170H211ZM245 171V170H244ZM249 171V170H248ZM3 172V171H2ZM74 173H75V171H73ZM121 172V171H120ZM131 172H132V170H131ZM173 172H175V173H173ZM188 172V171H187ZM8 173H9V171H8ZM70 173V172H69ZM85 173V172H84ZM97 173V172H96ZM134 173V172H133ZM165 173H167V172H165ZM186 173V172H185ZM7 174V173H6ZM10 174V173H9ZM14 174H16V170H15V172H14ZM139 174V173H138ZM188 174V173H187ZM228 174V173H227ZM226 174V175H227ZM231 174V173H230ZM260 174V173H259ZM12 175V174H11ZM26 175V174H25ZM76 175H78V173L76 174ZM111 176L113 175V174H110ZM125 175V174H124ZM140 175H144V174H140ZM147 175V176H148ZM165 175V174H164ZM179 175V174H178ZM207 175V174H206ZM232 175V174H231ZM146 176V177H147ZM169 176V175H168ZM180 176V175H179ZM4 177V176H3ZM2 177V178H3ZM49 177V176H48ZM121 177V176H120ZM120 177H118V176H116V180H114L115 182H113L111 185H109V184H107V187H106V190H105V193L107 194V195H109V196H111L112 198H114V199H116L115 201H113V203L109 206V211H110V213L108 214V215H104L105 217H102V215L101 214H99V215H97V217H93L92 215H90L89 214V212L87 211V222L85 223V226H84V231H85V233L83 234V236L81 237V238H84V239H86V240H88V239H96V237H106L107 239L106 240H108L110 243H118V241H116V237H115V235L113 234V230H112V227L114 226V218H115V216H113V210H119V203L121 204H123V206L124 207H129L130 205H131V203L134 201V199H135V196H137V198H139L141 195H146V198H145V200H143L142 202H141V213H140V216L139 217H142V218H144V217H146V218H149V220L148 221H150V220H152V219H154L155 220V217H156V219L158 220V218L159 219H161L162 220V222H163V220H164V222H165V218H168L167 216H165L166 214H162V213H160L159 215L158 214H153V207L155 206V204H154V206L153 207H151V202L154 200V198H155V196H154V194H153V192L151 191L150 193L151 194H149V195H147L146 193H147V191H146V187L143 189V191H142V194L141 195H136V193H135V186H137V189L139 190V189H141V188H143V185L145 184H143V177L141 178L140 176H136V177H134V178H132V179H130V182L131 183H129V184H126V185H124V186H121V182H122V180H124V178H123V176L121 177L122 179H119ZM132 177V176H131ZM166 177V176H165ZM174 177V176H173ZM182 177V176H181ZM207 177V176H206ZM257 177H259V175H257ZM257 177L255 178V179H257ZM1 178V179H2ZM64 178V177H63ZM66 178V177H65ZM105 179H106V177H104ZM164 178V177H163ZM199 178H201V177H199ZM231 178V177H230ZM4 179V178H3ZM115 179V178H114ZM148 179V178H147ZM147 179H145V180H147ZM152 179V178H151ZM158 179V178H157ZM160 179H161V177H160ZM167 179V178H166ZM232 179V178H231ZM64 180V179H63ZM121 182H120V181ZM153 180H152V182H153ZM164 181H165V179H163ZM176 180V179H175ZM187 180V179H186ZM1 181V180H0ZM34 181V180H33ZM66 181V180H65ZM143 181V182H142ZM156 181V180H155ZM158 181H160L159 179H158ZM161 181H162V179H161ZM179 181H181L180 180V178H178V176H177V180L174 182V185L175 186H177V185H179ZM214 181H216V180H214ZM42 182V181H41ZM71 182V181H70ZM118 182H120V185H119V183ZM126 182V181H125ZM124 182V183H125ZM149 182H150V180H149ZM194 182V181H193ZM36 183H40V180L39 181H36ZM75 183H76V181H75ZM114 183H115V185H114ZM116 183H118L117 185H119V186H117L118 188L121 186V187H123V189L122 188H120L121 189V191H116ZM165 183V182H164ZM188 183V182H187ZM187 183H186V186H187ZM190 183V182H189ZM242 183L243 184H245L246 183V181L245 180H242ZM1 184V186H3V187H5V191L3 190V192L6 194V195H8V193L10 192V190H11V188L12 187H14L15 185H20L21 184V180L20 179H18V178H15V177H11V176H9V177H6V181H4V183H0ZM71 184V183H70ZM77 184H79L78 182H77ZM103 184H105V182L103 183ZM150 184V183H149ZM153 185L155 184L154 182L152 183ZM163 184V183H162ZM193 184V183H192ZM72 185V184H71ZM114 185V186H113ZM147 185V184H146ZM151 185V184H150ZM150 185H149V187H150ZM181 185V184H180ZM105 186V185H104ZM158 186V184H156V187ZM160 186H162V185H160ZM169 186V185H168ZM182 186V185H181ZM185 186V187H186ZM68 187V186H67ZM66 187V188H67ZM79 187H81L80 186V184H79ZM154 187V186H153ZM172 187V186H171ZM29 188V187H28ZM97 188V187H96ZM152 188V187H151ZM150 188V189H151ZM184 188V187H183ZM13 189V188H12ZM16 189V188H15ZM21 189V188H20ZM157 189H159V188H157ZM156 189V190H157ZM182 189V188H181ZM186 189V188H185ZM189 189V188H188ZM192 189V188H191ZM22 190V189H21ZM87 190V189H86ZM97 190H101V188H97ZM119 190V189H118ZM138 190H136V192H138ZM147 190H149V188L147 189ZM155 190V191H156ZM160 190H161V188H160ZM172 190H173V188H172ZM178 189H176V191H177ZM246 189H242V192L243 191H245ZM175 191V192H176ZM2 192V193H3ZM23 192V191H22ZM84 191L82 190V192H80V193H83ZM173 192V191H172ZM172 192H170V194L172 193ZM174 192V193H175ZM182 192V191H181ZM1 193V192H0ZM18 193V192H17ZM199 193H200V191H199ZM245 194H246V192H244ZM243 193V194H244ZM26 194V193H25ZM169 194V193H168ZM244 194V195H245ZM6 195H4V196H6ZM93 195V194H92ZM102 195V194H101ZM144 195H143V197H144ZM155 195H156V192H155ZM176 195V194H175ZM241 195V194H240ZM3 196V197H4ZM18 196V195H17ZM26 196V197H25ZM84 196H86V195H84ZM165 196V195H164ZM233 197L232 198H234L235 196L234 195H232ZM246 196V195H245ZM0 197H1V195H0ZM24 197H25V199H26V202H30V201H32V200H34V199H38L37 200V203H41L42 205H43V207H44V209L46 208V213H44V209H41L40 210V212H42V213H44L45 215H46V217H48V215L50 214V212L53 210L59 217H60V221L59 222H57L56 224H55V226L53 227V230L54 231H56L57 233H61V232H65V233H67V231H72V230H74L73 228L75 227V224H73V223H70L71 224V226L69 225V224H67L66 223V215H68V212H67V206L66 205H73L74 207H76V206H78V209H80L79 207L82 205L81 203H80V201H78V199L75 197V195H72L71 194V191L70 190H68L67 191V198L64 200V201H60L61 203H60V205H57V203H48L49 202V200H46V198H42L43 197V193L41 192V191H39L38 189H37V187L35 186V187H33V189H31V190H29L28 191V193L26 194V195H24ZM69 197V198H68ZM142 197V198H143ZM158 197V196H157ZM168 197V196H167ZM171 197H172V195H171ZM180 196H178V198H179ZM7 198V201L5 202V201H3V203L2 204H5L7 207H5V208H9V209H11V208H13V203H12V198L11 197H6ZM6 198H5V200H6ZM98 198H99V196H97L96 195V200H98ZM174 198V197H173ZM163 199V198H162ZM166 199H169V198H166ZM40 200H43V201H40ZM74 200V201H73ZM100 200V199H99ZM158 200V199H157ZM157 200H155V201H157ZM172 200V199H171ZM0 201H2V199L0 200ZM138 201V200H137ZM112 202V201H111ZM159 202V201H158ZM160 202L162 203V201H161V199H160ZM229 202V201H228ZM97 203V202H96ZM165 203V202H164ZM164 203H163V207H162V209H166V208H168L170 211H171V208L172 207H170V202H166V204L168 205V207L166 206V204L164 205ZM172 203V202H171ZM235 203V202H234ZM103 204V203H102ZM121 204V205H122ZM174 204V203H173ZM178 204V203H177ZM231 204V203H230ZM4 205V206H5ZM39 205V204H38ZM94 205V204H93ZM93 205H92V207H93ZM157 205H159V204H157ZM32 206V205H31ZM95 206V205H94ZM175 206V205H174ZM3 207V206H2ZM34 207H35V205H34ZM42 207V208H43ZM106 208V207H105ZM175 208V207H174ZM36 209V208H35ZM168 209H167V211H168ZM227 209V208H226ZM6 210V209H5ZM29 210V209H28ZM39 210V209H38ZM158 210V209H157ZM161 210V209H160ZM231 210H232V208H231ZM229 211H230V209H229ZM5 212V211H4ZM72 212V211H71ZM102 212H103V210H102ZM176 212V211H175ZM226 212V211H225ZM228 212V211H227ZM226 212V213H227ZM54 213V214H55ZM73 213V212H72ZM72 213H70V215L72 214ZM229 213V212H228ZM231 213V212H230ZM41 214V213H40ZM96 214V213H95ZM114 214H116V213H114ZM212 214V213H211ZM20 213H16V214H14V216L13 217H15V218H17V219H19L20 220ZM43 215V214H42ZM73 215V214H72ZM71 215V216H72ZM194 215V214H193ZM211 217V216H210ZM209 217V218H210ZM214 216H212L211 217V219L213 218ZM1 218V217H0ZM51 218V217H50ZM52 218H56V217H52ZM67 218H68V216H67ZM145 218V219H146ZM174 218L175 219H177L178 221H177V225L178 224H180L181 225V227H182V233H184V236L185 237H187V238H189L188 236L193 232V231H197L198 229H199V226L201 225V222H200V219H201V216H195V217H189V219H188V221H187V223H186V225H182V218H180V216H174ZM49 219V218H48ZM70 219V218H69ZM57 220H59L58 218H57ZM72 219H70L69 220V222L71 221ZM96 220V221H95ZM161 220H160V222H161ZM4 221V220H3ZM52 221V220H51ZM56 221V220H55ZM73 221V220H72ZM168 221H169V219H168ZM167 221V222H168ZM173 221V220H172ZM172 221H170V222H172ZM210 221H212V220H209V222ZM213 221H214V219H213ZM217 221V220H216ZM5 222V221H4ZM14 221H12L7 227H5V225H2V223H1V220H0V237L2 238V241H4V243H6L7 242V240H9V235L12 233V230L14 231L15 230V228H14V223H13ZM155 222V221H154ZM174 222V221H173ZM37 223V222H36ZM155 223H157V222H155ZM115 224H116V222H115ZM152 223H150V225H151ZM165 224H167L166 222H165ZM165 224H161V225H159V226H157V224H152L151 226L149 225V227L148 228H146V233H145V235H143V237H141V238H143L142 239V241H141V243H140V245L141 246H145L146 244H149V243H151V244H153V245H155L156 246V244H158L159 242H161V238L164 236V237H166V232L165 231H163V227L165 226ZM169 224V223H168ZM171 224V223H170ZM241 224V223H240ZM210 225H211V223H210ZM214 225V224H213ZM148 226V225H147ZM247 226V225H246ZM33 227V226H32ZM47 227H48V225H47ZM46 227V228H47ZM167 227V226H166ZM165 227V228H166ZM202 227V226H201ZM250 227V226H249ZM205 228H207V226H205ZM217 228V227H216ZM256 228V227H255ZM48 229V228H47ZM168 229L170 230V229H172V227H168ZM168 229H167V231H168ZM248 229V228H247ZM206 230V229H205ZM209 230H211V229H209ZM213 230V229H212ZM219 230V229H218ZM217 230V231H218ZM120 231L123 233V235L125 236V237H128L129 238V241H128V243H126V245L128 246V247H131V248H133V252H131L133 255H134V257L136 256L137 258L138 257H141V253H138L139 251V249L138 248H134V245H133V243L135 242V239L133 238L134 236L133 235H130L129 236V234H128V232L126 231V229L124 228V226H122L121 227V229H120ZM140 231V230H139ZM215 231V230H214ZM216 231V232H217ZM117 232V231H116ZM207 232V231H206ZM199 233H202V232H199ZM116 235H117V233H116ZM169 235V234H168ZM195 235V234H194ZM198 235V234H197ZM208 235V234H207ZM251 235V234H250ZM34 236V235H33ZM51 236H52V233H51ZM56 237H57V235H55ZM227 236V235H226ZM230 236V235H229ZM173 237V236H172ZM8 238V239H7ZM243 238V237H242ZM57 239H59V238H57ZM56 238H54V240L53 241H51L50 242V247H51V250L54 248V247H56V244L58 243V240H57ZM97 240V239H96ZM235 239L233 238V241H234ZM1 241V242H2ZM36 241V240H35ZM64 241V240H63ZM79 241H81V239H79ZM162 241H164L163 239H162ZM232 241V240H231ZM9 242H10V240H9ZM65 242V241H64ZM251 242H253V241H251ZM251 242H249V244H251ZM137 243V242H136ZM1 244L2 243H0V246H1ZM150 244V245H151ZM164 244V243H163ZM162 244V245H163ZM227 244V243H226ZM235 244H236V242H235ZM234 244V245H235ZM242 244V243H241ZM3 245V244H2ZM58 245V244H57ZM84 245V244H83ZM130 245V246H129ZM215 245V244H214ZM225 245V244H224ZM4 246V245H3ZM158 246V245H157ZM160 246V245H159ZM226 246V248H227V245H225ZM58 248H59V245L57 246ZM64 247V246H63ZM83 247V246H82ZM98 247H99V249L101 250V252H102V254H104L103 252H105L104 251V248L102 247V244L99 242V244H98ZM108 247V246H107ZM208 247V246H207ZM8 248V247H7ZM11 248V247H10ZM57 248V249H58ZM62 248V247H61ZM67 248H68V246H67ZM143 248H145V247H143ZM147 248H149V247H147ZM161 248V247H160ZM232 248H234V246L232 247ZM249 248H251L250 247V245H249ZM3 249H4V247H3ZM55 249V248H54ZM60 249V248H59ZM63 249V248H62ZM130 249V248H129ZM228 249H229V247H228ZM39 250V249H38ZM65 250V249H64ZM241 250V249H240ZM6 251V250H5ZM69 251V250H68ZM77 251V250H76ZM131 251V250H130ZM144 251H145V249H144ZM146 251H147V249H146ZM238 251V250H237ZM250 251V250H249ZM1 252V251H0ZM8 252H12L11 254H9V256H8V262H11V263H13V264H16L15 263V255H14V252H13V249H10ZM161 252V251H160ZM230 252V251H229ZM228 252V253H229ZM55 253V252H54ZM72 253V252H71ZM149 253V252H148ZM164 253V252H163ZM1 254V253H0ZM143 254V253H142ZM229 254H231V253H229ZM28 255V254H27ZM55 255V254H54ZM73 255V254H72ZM82 255V254H81ZM146 255V254H145ZM149 255V254H148ZM239 255V254H238ZM255 255H257V254H255ZM101 256V255H100ZM107 256V255H106ZM28 256H23V258H25V259H22V260H24L23 262H26V264H28L27 263V258ZM101 257H104V256H101ZM144 257V256H143ZM158 257V256H157ZM59 258V257H58ZM62 258V257H61ZM60 259V258H59ZM64 259V258H63ZM129 259V258H128ZM207 259V258H206ZM62 260V259H61ZM67 260V259H66ZM162 260V259H161ZM233 260V259H232ZM99 261V260H98ZM180 261V260H179ZM236 261V260H235ZM59 262V261H58ZM10 263V264H11ZM41 263H43V262H41ZM128 263V262H127ZM202 263V262H201ZM7 264H9V263H7ZM126 264V263H125ZM129 264V263H128ZM203 264H205V263H203Z\"/></svg>",
  "mask_w": 264,
  "mask_h": 264
}]
</instances>
